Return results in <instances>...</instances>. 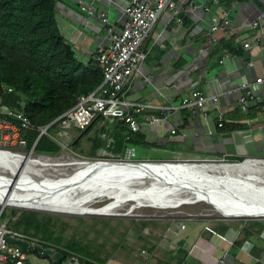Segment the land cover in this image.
<instances>
[{"label":"crops","instance_id":"1","mask_svg":"<svg viewBox=\"0 0 264 264\" xmlns=\"http://www.w3.org/2000/svg\"><path fill=\"white\" fill-rule=\"evenodd\" d=\"M127 2L59 0V29L81 61L86 62L107 41L100 14L104 13L118 31L125 22L123 10ZM205 2L209 4V0H180L177 6L182 22L177 23L171 13H163L141 45L146 56L139 75L131 79L127 94L133 101L168 108L164 113L154 109L145 112L157 117L158 123L150 124L136 116L140 130L131 132L121 121L99 116L85 130L62 128L59 124L53 137L91 160H120L129 151L131 158L139 161H215L219 159L213 158L224 155L264 158V83L255 85L256 79H264V48H243L257 38V32L249 25L264 11V0H223L212 14H226L231 33L228 37L216 33L210 44L211 15L201 7ZM84 6H92L93 14L83 11ZM229 38L241 47L239 54L222 51L223 45L212 51L220 40ZM226 55L228 58L223 59ZM147 77L149 81L145 80ZM244 83L250 85L249 89L239 90ZM193 90L207 96L218 92L221 95L216 104L206 102L193 115L178 107ZM251 92L259 101L246 113L241 112L237 100ZM220 114L221 128L217 125ZM216 226L184 225L183 229L170 231L171 237L164 244L150 237L148 227L139 234L140 227H130L127 240L120 243L105 264H264V230L260 241L245 242L233 255V243L243 237L238 226H228L224 235L215 232ZM180 240L182 244L178 245ZM170 244L177 248L172 250ZM254 245L262 248L257 258L252 256ZM50 259V264L55 263ZM27 261L32 264L28 256Z\"/></svg>","mask_w":264,"mask_h":264},{"label":"trees","instance_id":"2","mask_svg":"<svg viewBox=\"0 0 264 264\" xmlns=\"http://www.w3.org/2000/svg\"><path fill=\"white\" fill-rule=\"evenodd\" d=\"M58 2L0 0V109L24 112L30 120L35 129L22 132L28 149L38 137L36 128L54 122L73 107L77 98L95 91L103 80L95 52L86 62L81 61L62 35L56 19ZM219 3L222 6L223 0ZM219 45H223L222 51L241 52L232 38L220 40L212 51ZM1 86L10 87L12 92L2 91ZM60 123L61 119L52 123L48 134L54 136ZM59 150V145L47 136H41L34 147L37 153L56 154ZM6 217L2 211L0 218ZM74 220L76 224L71 225L59 216L11 211L7 227L35 239L43 248L62 254L61 264L71 254L80 258V264H105L130 228L118 231L108 220L93 219L90 225L80 218ZM131 223L140 227L138 234L149 225L146 221ZM214 229L224 235L229 227L218 224ZM238 230L243 237L233 243V255L245 242L260 241L264 225L258 221L250 226L240 223ZM116 234L119 241H112ZM253 249L252 256L259 257L262 248L254 245ZM30 251L37 254L30 249L26 255Z\"/></svg>","mask_w":264,"mask_h":264},{"label":"bare ground","instance_id":"3","mask_svg":"<svg viewBox=\"0 0 264 264\" xmlns=\"http://www.w3.org/2000/svg\"><path fill=\"white\" fill-rule=\"evenodd\" d=\"M52 162L48 156L25 157L0 148V175L4 172L10 176L0 178L9 180L0 181V205L64 215L111 217L122 196L116 187L121 189L124 181L140 180L146 181L143 187L125 190L126 201L133 202L140 195L165 186L181 189L185 195L166 199L161 207L206 202L231 217L264 218V174H260L261 168L256 169L258 161L229 165L221 160L138 164L76 160L68 164L76 167L66 175L53 170L44 173L43 167L63 166ZM100 198L111 200L99 208H90Z\"/></svg>","mask_w":264,"mask_h":264},{"label":"built area","instance_id":"4","mask_svg":"<svg viewBox=\"0 0 264 264\" xmlns=\"http://www.w3.org/2000/svg\"><path fill=\"white\" fill-rule=\"evenodd\" d=\"M179 1L180 0H153L152 2H144L141 0H128L123 10L125 22L118 31L111 25L104 13L100 14L101 23L105 28V35L107 38L106 43L100 45L95 52L96 62L103 78L102 83L89 95L77 98L73 107L55 120L61 119L60 127L67 128L69 126H74L79 130H85L92 124L94 119L99 116L121 121L131 132H138L140 130V123L137 121L136 116H141L144 122L150 124L159 122L157 117L147 115L145 112L149 109H154L164 113L168 108L133 101L129 98L127 93L131 79L139 75L140 65L146 56L145 52L141 50V45L149 36L159 17L163 13L168 12L171 13L177 23L182 22L179 17L180 14L177 6ZM219 1L220 0H209V4L205 2L201 5L202 9L205 12H209L211 15L208 44L215 40L216 33H221L226 37L231 33L230 20L227 15L223 14L222 16H218L217 14H212V11L216 8H220ZM82 10L89 15L93 14L92 6H84ZM249 28L255 30L258 35L254 42L250 44L245 43L243 48L247 50L264 48V11L250 23ZM225 58H228V56L226 55L223 57V59ZM149 79L150 77H147L145 80L149 81ZM262 83H264V79L262 78L255 80V85ZM249 87V84L244 83L240 85L239 90L244 91L249 89ZM1 90L7 93L12 92V89L6 86H1ZM220 95L221 94L218 92L207 96L199 90H193L181 100L178 107L194 115L204 107L206 102L216 104ZM258 101V96L251 92L239 96L237 105L241 112L246 113L248 109L254 106ZM178 107H170L169 109H177ZM222 121L223 117L220 114L217 124L220 128L222 127ZM51 124L36 128L38 137L31 148L33 152L41 136L49 137L59 145V147L62 146L63 149L68 147L67 144L61 142L58 138L48 134V128ZM34 129V126L24 112L12 109H0V142H2L0 148L8 149L6 143L8 139H11L12 146L14 144L20 150L27 149V142L22 137V132L32 131ZM130 154L131 151H129L128 155L125 157L127 161H133L131 160ZM213 159H219L224 163H231L230 165L241 164L240 162L243 160L229 155ZM254 159L256 158H244V163L256 161ZM190 160L176 159L167 162H188ZM6 236L28 241L29 245H31V243L36 244L37 241L8 228L7 222H0V264H27L26 253L21 251L18 246L8 244L4 239ZM176 248L177 247L173 246L171 249L175 250ZM62 264H80V258L71 254Z\"/></svg>","mask_w":264,"mask_h":264},{"label":"rangeland","instance_id":"5","mask_svg":"<svg viewBox=\"0 0 264 264\" xmlns=\"http://www.w3.org/2000/svg\"><path fill=\"white\" fill-rule=\"evenodd\" d=\"M0 145H2V142H0ZM6 147L8 148V151L23 155L25 157L31 156L33 158H37L38 155H44V156L50 157L52 159V161L54 160V162H52V163L63 164V166H59V167H51V168L50 167H43L42 169L44 170L43 171L44 173H47L49 171L51 172L53 170V171H57L60 174L66 175L75 169L76 166L74 167L72 165H68V164L73 163V161L77 160L80 162H84L86 160V162H96V161H103V160L107 159V158H105V159H99V160L98 159L88 160V159L84 158L83 156H80L79 154H77V152H75L70 147V145L66 149H63L62 146H60L59 152L56 154H51V155L45 154V153H37L35 151L33 152L31 149H28V148L25 150H20L14 144H13V146L11 145V139H8V142L6 143ZM204 159H206V158H204ZM124 160H122V161H124ZM131 160H134V159H131ZM254 160L259 162L256 169L261 168L260 174H264V158H256ZM65 161H67V162H65ZM111 162H113V161H111ZM117 162H119V161H117ZM252 162H255V161H252ZM123 163H125V162H123ZM240 163H244V159ZM226 164L230 165L231 163H226ZM63 167L65 169H63ZM89 170H92V168H90ZM58 173H56V174L51 173L49 175H57ZM9 177L10 176L8 174L6 175L4 172L1 173V175H0L1 179H3V178L7 179ZM0 181L2 183H7L9 180H0ZM145 183H146V181H140V180H130L129 181L128 180V181H124L121 183L122 184L121 189H120V187H116V190H118V192L122 196L118 200L117 203H119V204H116V206H115L117 209H115L116 211H114V213L112 212L111 217L110 216L64 215V214H58V213H52V212H41V211H36V210H34L33 212L59 216L63 220L69 222L71 225L76 224V221L74 220L75 218H80V219L84 220L88 225H90L92 223L93 219L108 220V221H110L111 227L117 228L118 231L119 230L122 231L123 227H127V228L133 227L131 222L146 221L149 223V225L147 227H148L149 233L152 235V236L150 235V237H153L157 241H160L162 244L166 243V241L169 240V238L171 237L170 231H174V229H177V228L179 230H180V228L183 229L182 226H184V225L204 224V225H207L206 228H209V227L215 226L216 224L218 225V224L222 223L224 225L229 226L231 229H236L237 226L239 227L240 223H246L248 226H250V224L252 222L258 221V222H262L264 224V218H252V219H250V218L231 217L230 215L228 216V215H226V213H223L221 211V208L213 206V205L208 204L206 202L188 203L185 205L183 204L181 207H177V208L176 207L175 208L161 207V206H163V201H165L166 199H174L178 196L185 195L184 191L181 189H175V188L173 189V188L165 187V186L163 188H161L162 190L158 187V189H156V191H153L151 194L140 195L141 198L139 197V198L135 199V201H133V202L126 201L127 196H125V192H126L125 190H128L131 187L132 188H141L144 186ZM124 188H126V189H124ZM164 194L166 196H164ZM171 194H173V195H171ZM103 195H104V193L102 194V196ZM146 199H148V200H146ZM110 200H111V198L97 199L94 201V203H92L93 206H90V208H99L101 206L108 204L110 202ZM152 205H154V206H152ZM0 209H3V211H5V214L7 216L6 219H4V220H2L0 218L1 223L7 222L11 218V211H17V212L31 211L28 209H21V208H17V207L2 206V205H0ZM97 228H101V225H98ZM127 235H126V237L122 238V242L127 240ZM237 235H238V233H237ZM118 239H119V236L117 237V234H116V235H114L112 241H119ZM173 239H176V238H173ZM129 240H130V238H129ZM33 246H34V243H31L30 248H32ZM169 246L173 247L175 245L170 244ZM27 256H28V260L32 264H50L52 262V260L50 259L51 257L34 254L31 251L27 254Z\"/></svg>","mask_w":264,"mask_h":264},{"label":"water","instance_id":"6","mask_svg":"<svg viewBox=\"0 0 264 264\" xmlns=\"http://www.w3.org/2000/svg\"><path fill=\"white\" fill-rule=\"evenodd\" d=\"M103 161H113V160H103ZM118 161L121 162V160H118ZM124 161L128 162L126 160ZM130 162H136V164H138V162L150 163V161H130ZM151 163H165V162L164 161H154ZM1 212H2V209H0V214ZM4 239L8 244L18 246L20 250L23 252H28L31 249L32 251L36 252L38 255L51 257L53 258V261L55 262V264H61V262L64 260V256L60 254L59 252L54 251L53 249L43 248L39 244H36L32 248H30L28 241L15 239L9 236H6ZM181 244H182V240L178 242V245H181Z\"/></svg>","mask_w":264,"mask_h":264},{"label":"clouds","instance_id":"7","mask_svg":"<svg viewBox=\"0 0 264 264\" xmlns=\"http://www.w3.org/2000/svg\"><path fill=\"white\" fill-rule=\"evenodd\" d=\"M87 159V158H86ZM99 159H104V158H99ZM98 159V160H99ZM125 158H122V159H120L121 161L122 160H124ZM89 160H91V159H89ZM95 160V159H94ZM105 160H109V159H105ZM111 160V159H110ZM126 160V159H125ZM113 161H118V160H113ZM127 161V160H126ZM133 161H139V160H133ZM150 162H154V161H150ZM164 162H167V161H164ZM34 245H36V244H34ZM55 251V250H54Z\"/></svg>","mask_w":264,"mask_h":264},{"label":"flooded vegetation","instance_id":"8","mask_svg":"<svg viewBox=\"0 0 264 264\" xmlns=\"http://www.w3.org/2000/svg\"><path fill=\"white\" fill-rule=\"evenodd\" d=\"M27 256V255H26Z\"/></svg>","mask_w":264,"mask_h":264}]
</instances>
